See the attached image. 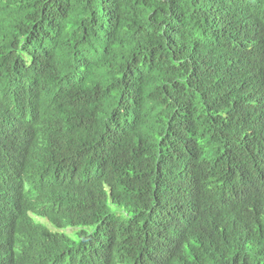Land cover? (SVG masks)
I'll use <instances>...</instances> for the list:
<instances>
[{
	"label": "trees",
	"instance_id": "1",
	"mask_svg": "<svg viewBox=\"0 0 264 264\" xmlns=\"http://www.w3.org/2000/svg\"><path fill=\"white\" fill-rule=\"evenodd\" d=\"M0 264H264V0H0Z\"/></svg>",
	"mask_w": 264,
	"mask_h": 264
},
{
	"label": "rangeland",
	"instance_id": "2",
	"mask_svg": "<svg viewBox=\"0 0 264 264\" xmlns=\"http://www.w3.org/2000/svg\"><path fill=\"white\" fill-rule=\"evenodd\" d=\"M67 233H71V231L68 230Z\"/></svg>",
	"mask_w": 264,
	"mask_h": 264
}]
</instances>
